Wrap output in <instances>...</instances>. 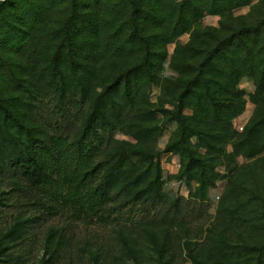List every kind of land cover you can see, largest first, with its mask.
<instances>
[{"label":"trees","instance_id":"trees-1","mask_svg":"<svg viewBox=\"0 0 264 264\" xmlns=\"http://www.w3.org/2000/svg\"><path fill=\"white\" fill-rule=\"evenodd\" d=\"M88 2L87 15L78 18L57 19L50 9L31 21L23 11L26 25L34 32L0 56V79L7 88L0 104L6 103L1 108L9 121L4 128L0 125V138L5 134L7 156L17 157L10 160L14 175L26 178L39 196L35 201L38 209L49 217L66 215L82 223L89 217L101 220L113 200L111 181L121 178L128 181L125 188L137 192L136 197H149L155 190L154 198L164 202L162 176L152 165L153 154L124 144L111 158L101 160L109 141H87L96 121L108 120L111 115L122 123L134 121L143 134L161 135L157 114L169 122L177 121L180 137L168 150L187 154L186 173L204 191L218 177L214 166L208 165L223 154L224 146L219 145L233 139V121L244 110L245 93L238 89L243 76L256 83L258 91L252 96L256 109L234 145L235 152L225 154L223 163L235 162L245 148L246 158L264 153V18L256 24L246 18L247 24L237 28L230 9L223 5L226 3L217 7L211 0H185L182 4L143 0L144 28L138 24L136 12L129 13L127 0ZM70 3L71 9L78 5L77 0ZM207 14H227L230 24L203 26L201 20ZM72 19L85 20L88 27L67 28ZM184 34H190L189 40L177 43L170 59V68L177 76L162 79L168 46ZM154 84L161 86V100L168 98L164 104L174 110L163 107L162 101L150 102L147 91ZM49 95L60 107L61 121L53 127L58 131L54 134H49L50 124L39 117L37 107ZM75 95L77 103L71 101ZM88 101L95 110L86 118L79 110L72 112L73 104L83 109ZM185 109L191 114L184 115ZM74 127L71 138L68 131ZM192 136L199 137L198 148H204L205 154L188 148ZM134 156L140 161L134 162ZM259 160L257 165L264 171V159ZM236 166L226 169L234 171ZM3 168L0 164V172ZM232 182L235 184V179ZM180 202L173 200L171 209H178ZM179 213L180 209L174 216ZM254 213L255 218L241 220L246 234L238 232L235 238L243 244L250 263L264 264V206ZM166 222L172 228L176 219ZM230 238L223 233L217 241L226 253L232 250L227 244ZM168 251L160 250L164 264L171 262L164 259ZM254 253L261 256L253 257Z\"/></svg>","mask_w":264,"mask_h":264},{"label":"rangeland","instance_id":"rangeland-1","mask_svg":"<svg viewBox=\"0 0 264 264\" xmlns=\"http://www.w3.org/2000/svg\"><path fill=\"white\" fill-rule=\"evenodd\" d=\"M0 1L4 2V5L0 6V56L4 51L19 46V42L27 40V35L34 32L32 26L26 25L23 11H26L33 21L50 9L57 19H70L71 16L78 18L87 15L90 10L86 5L88 0H77L78 5L73 6V9L70 5L72 0ZM173 1L182 4L185 0ZM211 1L217 2V7L226 3L223 5L230 9V16L237 28L247 24L246 18L252 24L264 18V0ZM142 3L143 0L126 2L129 13L136 12L138 24L147 28ZM228 20L227 14H207L201 23L203 26L220 28L222 22L228 24ZM87 27L85 20L76 19L70 20L67 26L71 30ZM189 37L190 34H184L168 46L169 54L160 73L162 79L177 76L170 68V59L176 44L187 42ZM238 89L245 93V107L233 121V139L228 144L219 145L224 146L223 154L218 156L217 161L208 165L210 168L214 166L218 177L204 191L202 185L186 173L187 162L184 157L187 154L168 150L169 145L180 137L181 129L177 121L169 122L167 117L157 114V129L159 128L161 134L157 135L155 132L143 134L136 128L134 121L122 123L112 115L108 120H97L94 130L88 133L87 141H109L105 147V155L99 159L102 160L105 156L111 158L115 151L127 144L142 153L153 154L151 162L162 176L160 183L166 196L164 202L160 203L154 198V190L149 197L138 198L137 192L125 188L128 181L124 178L116 182L111 181L113 200L107 205L101 220H98V217H89L82 223L69 219L66 215L49 217L43 210L38 209L35 201L39 200V196L26 178L20 173L14 175L11 161L17 157L7 156V144L3 141L5 134L1 135L0 164L4 168L0 172V264H164L165 262L160 261V250H169L164 259L171 261L170 264H256L246 259V250L235 237L238 232L246 234V226L241 220L255 218L257 214L254 210H261L264 206V171L257 165L258 158L264 156V153L257 158H246L245 148L236 155L235 162L223 163L225 154L235 152L234 145L246 131L256 109L252 98L258 91L255 81L251 77L243 76L239 80ZM6 91V85L3 79H0V99H5L3 96ZM147 92L151 103L163 102V107L174 110L164 104L168 98L161 100L160 85H151ZM78 100L76 95L71 97L74 103ZM34 103L37 104L36 101ZM5 104H0L2 127L9 123L7 114L1 108L6 107ZM37 107L39 117L50 124L49 134L58 132L53 128L61 121L60 107L55 97L47 96ZM71 110L83 112L86 118L95 108L89 102L83 109L73 104ZM133 114L131 112L130 116ZM190 114L189 109L184 110V115ZM74 129L75 127L68 131L71 138ZM77 133L81 134L82 131ZM199 144V137L192 136L188 148L193 152L205 154L206 150L198 148ZM216 154L219 155V152ZM132 159L134 162L140 161L138 156ZM263 159L260 158L259 161L263 162ZM228 165L237 166L234 171H229L226 169ZM108 177L113 179L112 176ZM234 179L235 184L232 182ZM176 199L181 201L178 206L181 213L174 216L178 209H171V206ZM171 218L176 219L172 228L166 222ZM223 233L233 237L227 242L232 248L227 253L217 243ZM252 256L258 258L261 255L254 253Z\"/></svg>","mask_w":264,"mask_h":264},{"label":"built area","instance_id":"built-area-1","mask_svg":"<svg viewBox=\"0 0 264 264\" xmlns=\"http://www.w3.org/2000/svg\"><path fill=\"white\" fill-rule=\"evenodd\" d=\"M241 129H243V127H241Z\"/></svg>","mask_w":264,"mask_h":264}]
</instances>
